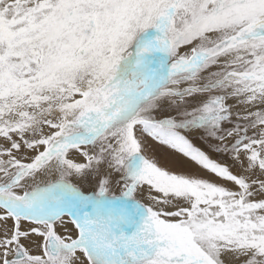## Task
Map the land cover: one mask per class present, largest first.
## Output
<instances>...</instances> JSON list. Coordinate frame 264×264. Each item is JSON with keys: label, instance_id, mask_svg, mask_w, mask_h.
I'll list each match as a JSON object with an SVG mask.
<instances>
[{"label": "snow or ice", "instance_id": "6c2138e0", "mask_svg": "<svg viewBox=\"0 0 264 264\" xmlns=\"http://www.w3.org/2000/svg\"><path fill=\"white\" fill-rule=\"evenodd\" d=\"M0 264H264V0H0Z\"/></svg>", "mask_w": 264, "mask_h": 264}]
</instances>
